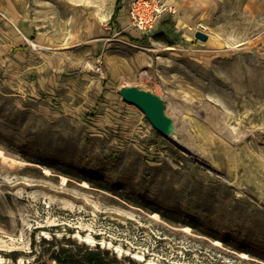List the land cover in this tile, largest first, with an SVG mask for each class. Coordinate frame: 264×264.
<instances>
[{"label": "rangeland", "instance_id": "obj_1", "mask_svg": "<svg viewBox=\"0 0 264 264\" xmlns=\"http://www.w3.org/2000/svg\"><path fill=\"white\" fill-rule=\"evenodd\" d=\"M199 3L209 39L171 25V45L130 0H0V264H37L54 237L264 264V0ZM127 86L164 99L182 144Z\"/></svg>", "mask_w": 264, "mask_h": 264}, {"label": "trees", "instance_id": "obj_2", "mask_svg": "<svg viewBox=\"0 0 264 264\" xmlns=\"http://www.w3.org/2000/svg\"><path fill=\"white\" fill-rule=\"evenodd\" d=\"M153 35L156 39L167 41L171 45L175 44V40L169 36L167 31L158 30ZM159 212L163 214L162 211ZM43 244L47 247L39 256L41 258L38 259L37 264H138L131 258L120 259L108 248L100 245L90 246L71 238H44ZM18 258L19 255L16 253L13 259Z\"/></svg>", "mask_w": 264, "mask_h": 264}, {"label": "water", "instance_id": "obj_3", "mask_svg": "<svg viewBox=\"0 0 264 264\" xmlns=\"http://www.w3.org/2000/svg\"><path fill=\"white\" fill-rule=\"evenodd\" d=\"M195 36L202 41L209 39V34L203 31H197ZM121 94L125 101L136 105L145 113L158 132L172 131L173 119L166 114V104L160 95L137 86L124 87Z\"/></svg>", "mask_w": 264, "mask_h": 264}, {"label": "built area", "instance_id": "obj_4", "mask_svg": "<svg viewBox=\"0 0 264 264\" xmlns=\"http://www.w3.org/2000/svg\"><path fill=\"white\" fill-rule=\"evenodd\" d=\"M167 10L176 11L168 4L167 0H130L131 25L143 34L150 35L155 32L157 23ZM190 29L195 33L203 31L209 34L210 32V26L204 21H198ZM101 67L102 65H99L98 70H101Z\"/></svg>", "mask_w": 264, "mask_h": 264}, {"label": "crops", "instance_id": "obj_5", "mask_svg": "<svg viewBox=\"0 0 264 264\" xmlns=\"http://www.w3.org/2000/svg\"><path fill=\"white\" fill-rule=\"evenodd\" d=\"M201 2V0H199ZM198 0H171V3L168 4L173 7L176 11L173 12L174 15L170 14L167 10L164 15L161 17L159 22L156 25L155 31L164 30L169 31L171 25L179 26L180 30H186L187 27L190 29L191 26H194L195 23L201 19L200 14V5ZM177 4V5H176ZM165 20V21H163ZM159 25V27H158ZM194 32V31H193Z\"/></svg>", "mask_w": 264, "mask_h": 264}, {"label": "bare ground", "instance_id": "obj_6", "mask_svg": "<svg viewBox=\"0 0 264 264\" xmlns=\"http://www.w3.org/2000/svg\"><path fill=\"white\" fill-rule=\"evenodd\" d=\"M164 136H166L167 138H169L170 140H172L175 143H180L182 144L181 140L179 139V137L175 134V132L170 131L167 133H162ZM201 156V154H200ZM201 160V158H199ZM190 228V227H189ZM218 243H221L219 240L217 241Z\"/></svg>", "mask_w": 264, "mask_h": 264}]
</instances>
